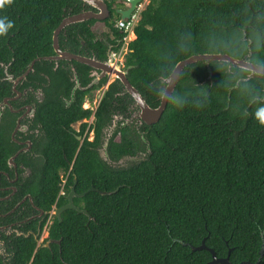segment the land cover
Segmentation results:
<instances>
[{"label":"trees","instance_id":"trees-1","mask_svg":"<svg viewBox=\"0 0 264 264\" xmlns=\"http://www.w3.org/2000/svg\"><path fill=\"white\" fill-rule=\"evenodd\" d=\"M87 9L81 0H13L0 10V18L14 22L0 36V103L13 95L8 77L21 76L34 60L16 89L38 85L45 95L35 111L45 131L40 160L19 156L31 171L26 192L50 211L67 204L74 186L73 205L90 217L72 209L53 217L45 239L54 241L49 248H36L30 236L0 232V264H206L210 252L191 250L202 241L217 258L229 253L232 264H264V238L256 231V225L264 226V126L254 118L264 106V77L246 79L247 70L227 62L188 65L153 125L139 124L133 98L113 81L93 114L88 132L94 138L88 141L87 124L78 132L72 125L90 119L92 111L82 105L106 79L72 93L73 73L66 63L43 59L54 55L53 32L61 21ZM119 19L104 33L115 51L125 35L117 28ZM94 23L63 28L60 50L83 55V41L103 60V43L93 42ZM133 32L126 77L151 108L159 106L175 65L190 56L225 54L264 67V0H148ZM73 69L86 86L88 68L74 62ZM71 95L65 108L61 97L71 100ZM13 124L11 114L3 113L0 188L16 150ZM105 143L102 161L97 150ZM124 158L138 160L116 166Z\"/></svg>","mask_w":264,"mask_h":264},{"label":"flooded vegetation","instance_id":"flooded-vegetation-1","mask_svg":"<svg viewBox=\"0 0 264 264\" xmlns=\"http://www.w3.org/2000/svg\"><path fill=\"white\" fill-rule=\"evenodd\" d=\"M103 1L108 7V17L103 20L90 19L87 20V22L91 20L95 21L94 25L92 26V30L93 31L95 30L97 32L96 33L97 36L93 40V42L103 43L105 58L103 60L96 59L94 52L95 48L86 45L83 41H80V48H84V52H83L84 54L83 55L74 54V55H78L83 58L93 60L95 63L105 65L106 67H108V63L110 61L109 64L114 68L117 67L118 64L115 63L113 54L117 52L120 48L115 51L113 49L114 45L111 43V41H107L106 36H104L108 30L106 25H110L111 27H113L112 23L115 21L117 16H119L117 11L125 10L129 8L130 4L126 0H116L114 3L112 0H103ZM107 1H109L111 5L113 3L111 8L109 7ZM144 1L145 0H142L140 3L136 4L133 12H135L138 8H141L142 10L144 7L142 8L141 5ZM86 5L88 7L86 11H92L93 13H98V11L95 8H93L88 4ZM112 39L113 38L111 37L110 40ZM121 46H122V42H121ZM127 53L128 50L122 57V62H121L122 67L119 66L122 70L125 69L124 63ZM50 61L56 66L58 61H64L66 63L68 68H70L73 73L72 80L74 81V86H73L74 88L76 86V78H74V74L76 75V73L73 69V63L76 61H65V60H58V61L50 60ZM83 65L88 68V72H89L88 76L90 78V81L87 83V85H89L100 74L101 70H98L86 64ZM104 79L106 80L103 85L92 90V92L100 89L102 90L101 97H99L98 103L95 104L93 108L90 105H88L87 107L84 106L86 102H84L82 105L83 109H89L92 111V116L90 117V119L81 122H76L75 124L72 125V128L78 132L80 125L82 123H86L87 128L83 136H86L88 141H92L94 138L93 132L92 131L88 132L93 121V114L104 92L108 88L109 85L108 81L111 80L105 77L100 78L97 81V83L91 87L93 88L94 86L98 85ZM20 82L18 84H20ZM43 85L44 84H42V86ZM86 86L82 87L80 86L79 83V87L76 89L83 91L80 88H85ZM73 88L71 90L72 93H74L75 91V90L73 91ZM28 92L30 93L29 95ZM12 94H13L12 96L4 98L7 99L6 103L4 104L0 103L1 104L0 117L2 116L3 113L8 111L9 114H11V116L14 119V124L10 131V139L16 145V150L11 156L14 157L13 162L10 164V166L7 165L9 173L8 174L3 173V177L5 181L3 183V187L0 188V192L2 193V195L0 196V218L2 223L0 226V232L3 234L4 237L13 235L15 237L22 236L24 238H27L30 236L36 241V248L40 246L49 248L50 243L54 241L45 242V239L47 237V227L51 222L52 218L56 217L55 213L56 210L59 208H56L54 205L52 207V210L45 211L44 209H42L41 207L37 206L34 203L32 197L30 196L29 193L26 192V187L24 186L26 178L31 174V171L21 162V159H19L20 155H26L27 157L33 159L35 162H38L40 160V156H41V154L39 153L40 144L42 143V140L45 138V131L42 127V124L39 121H37V119L35 118V111H36V104L42 103L44 101L45 95L41 87H39L38 85L36 87L28 86L27 89H24L22 92L18 91L15 87V91H12ZM70 99L71 100H67L66 98L61 97L62 103L65 108H68V106L73 102L72 95ZM91 100H92V95H91ZM91 100H86V101H91ZM119 120H122V118L120 117ZM128 122H131V120H126V123ZM141 123L142 122H139V124ZM77 124H78V128L76 129L74 126ZM106 144L107 143H105L104 145ZM99 149L97 150L98 153H99ZM3 247H4V241L0 239V252L4 250Z\"/></svg>","mask_w":264,"mask_h":264},{"label":"water","instance_id":"water-1","mask_svg":"<svg viewBox=\"0 0 264 264\" xmlns=\"http://www.w3.org/2000/svg\"><path fill=\"white\" fill-rule=\"evenodd\" d=\"M81 1L92 6L93 8H95L98 11V13H93L92 11H86V12H81V13H78V14L64 18L61 21V23L58 25V27L53 32L52 46L54 49V55L51 57L43 58V59L55 60V61H58V60L76 61L79 63H83L86 65L92 66L98 70H101L100 74L85 88H80L81 90H87V89L91 88L94 84L97 83V81L100 78H103V77L112 80V82L118 80L124 86L126 92L133 98L136 106L139 109L136 118H138L139 122L145 123L146 125L156 124L160 120V118H161V116H162V114H163V112L167 106V102H168L169 98L171 97L172 93L174 92L177 83L179 82L180 75H181L183 69L188 65L194 64L196 62H201V61L227 62V63H230L232 66H236L238 68L247 70L249 72V74H248L246 79H249L254 75L264 77V67L257 65V64H254V63H251L247 60L235 59V58H232V57L225 55V54H203V55L190 56V57L186 58L185 60L178 62L175 65V67L173 68L170 75L165 79L166 87H165L164 92L161 96V101H160L159 106L156 108H151L144 101V99L138 93V91L134 87H132V85L128 82L127 77H126L128 69L122 70L119 66L113 68L109 64L110 61L108 63V67H106L105 65L95 63L93 60L86 59V58H83L81 56L74 55V54L60 50V48L58 46V35L63 28H65L68 25L81 23V22H84V21H87L90 19L103 20V19L108 17V7L104 3L103 0H81ZM126 1L129 2L130 6H129V8H127L125 10L117 11V13L120 16V19H128L130 17L131 13H133L136 4L140 3L142 0H126ZM34 63H35V60L32 61L29 65V67L27 68V70L21 76L16 78L15 80H13L11 77H8V80L10 82H12V91H15L16 85L23 78H25L27 76V74H29V72L33 68ZM74 78H76V86L73 88V91L79 87V82L77 81V76L75 74H74ZM6 102H7V99H4L2 103L4 104ZM1 104H0V106H1ZM114 127H115V124H114ZM14 133H15V131H14ZM76 140H78L80 143L82 142V139L79 136H76ZM106 146H107V144L105 145L104 154L106 155V158H107ZM99 158H100V160L105 161L101 150L99 151ZM13 159H14V157H11L8 160V162H7L8 166H10V164L13 162ZM74 185H75V183H74ZM90 191H94V189H92V188L89 189L87 192L81 194V196L85 195L86 193H88ZM75 196H77V195L74 192V186H73V187H71L70 192L67 195V204L56 210L55 214H56L57 218H59L60 214L63 211L70 210V209L75 210L76 212H78L80 214H84V215L88 216L86 211L81 210L80 208L73 205V198ZM88 218L90 219L89 216H88ZM191 250L192 251L207 250L208 252H210L212 259L209 262H207L206 264H232L229 261V253L224 258H217L215 256V253L213 252V250H211L205 246L204 241H202L200 246H198V247L191 246ZM261 256H262V252H261ZM258 263H259V260L256 263L241 262L240 264H258Z\"/></svg>","mask_w":264,"mask_h":264},{"label":"built area","instance_id":"built-area-1","mask_svg":"<svg viewBox=\"0 0 264 264\" xmlns=\"http://www.w3.org/2000/svg\"><path fill=\"white\" fill-rule=\"evenodd\" d=\"M140 11H141V8H138L135 12L131 13V15L128 19H119L117 21V28L122 30L123 33L125 34L124 37L122 38L121 48L113 54L114 61L116 64H118V66H121L122 57L127 52L128 43L135 39V35H134L133 31H134V27H135L136 23L139 20ZM64 182H65V180L63 181L59 195L64 194L63 193Z\"/></svg>","mask_w":264,"mask_h":264},{"label":"clouds","instance_id":"clouds-1","mask_svg":"<svg viewBox=\"0 0 264 264\" xmlns=\"http://www.w3.org/2000/svg\"><path fill=\"white\" fill-rule=\"evenodd\" d=\"M12 3L13 0H0V10ZM13 27L14 22L10 21L6 16L0 18V36H6ZM254 118L261 126H264V106H260L255 110ZM256 231L260 238H264V226L256 225Z\"/></svg>","mask_w":264,"mask_h":264},{"label":"rangeland","instance_id":"rangeland-1","mask_svg":"<svg viewBox=\"0 0 264 264\" xmlns=\"http://www.w3.org/2000/svg\"><path fill=\"white\" fill-rule=\"evenodd\" d=\"M147 2H148V0H145V1L142 3L141 7L143 8V7L147 4ZM131 38H132V37H131ZM108 82H109V84H110V83L112 82V80H111V81H108ZM101 93H102V90H101V89L92 92V94H91V95H92V100H91V101H86V103L84 104V106L87 107L88 105H90V106H92V108H93L94 105L98 103L99 97H101ZM74 127L77 129V128H78V124L75 125ZM100 150L102 151V155H103V157H104V160L106 161L107 158H106V155L104 154V152H105V145H103V146L99 149V151H100ZM136 160H138V159H137V158H124V159L120 160L119 163L116 164V166H126L127 162H129V161H131V162H135ZM64 180H65V179H64Z\"/></svg>","mask_w":264,"mask_h":264}]
</instances>
